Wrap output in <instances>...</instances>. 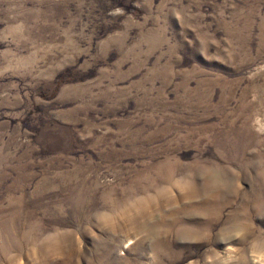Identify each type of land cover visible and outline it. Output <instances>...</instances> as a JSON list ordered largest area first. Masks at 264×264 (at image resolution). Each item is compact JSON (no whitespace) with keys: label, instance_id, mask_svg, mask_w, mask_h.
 I'll list each match as a JSON object with an SVG mask.
<instances>
[{"label":"rangeland","instance_id":"374dc122","mask_svg":"<svg viewBox=\"0 0 264 264\" xmlns=\"http://www.w3.org/2000/svg\"><path fill=\"white\" fill-rule=\"evenodd\" d=\"M0 264H264V0H0Z\"/></svg>","mask_w":264,"mask_h":264}]
</instances>
